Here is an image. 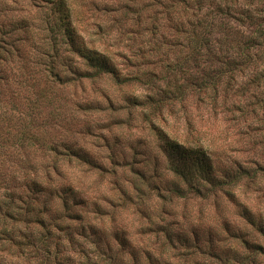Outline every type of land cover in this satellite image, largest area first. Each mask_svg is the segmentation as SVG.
I'll use <instances>...</instances> for the list:
<instances>
[{"label": "rangeland", "instance_id": "1", "mask_svg": "<svg viewBox=\"0 0 264 264\" xmlns=\"http://www.w3.org/2000/svg\"><path fill=\"white\" fill-rule=\"evenodd\" d=\"M68 2L86 46L109 56L122 77L137 79H81L74 70H86L84 61L50 29L54 12L46 0H0V63L31 85L8 102L13 121L5 138L14 133V144L21 120L34 124L12 159L22 176L38 174L76 198L66 197L67 217L51 242L57 259L49 264H264V41L217 90L189 87L187 74L169 67L185 59L183 48L171 46L180 36L161 14L169 1ZM232 12L240 44L264 30V0H235ZM248 15L257 24L243 25ZM233 54L239 58L238 50ZM149 96L161 105L129 101ZM156 130L204 146L223 170L248 173L208 197L175 193L185 185L169 170ZM49 199L45 194L41 203ZM63 209L53 200L47 220ZM14 252L0 245L3 264H40Z\"/></svg>", "mask_w": 264, "mask_h": 264}, {"label": "trees", "instance_id": "2", "mask_svg": "<svg viewBox=\"0 0 264 264\" xmlns=\"http://www.w3.org/2000/svg\"><path fill=\"white\" fill-rule=\"evenodd\" d=\"M155 1L161 4V0ZM167 1L169 4H163L161 14L166 17V22L173 24L171 29L175 36H180L172 41L171 46L178 48L179 51L183 48L185 55L182 64L180 61L169 67H173L172 73L180 71L187 74L189 87L200 83L203 88L217 90L224 77L240 71L244 65L252 62L250 49L262 45V40L264 41V30L260 27L254 31L253 36L247 37V40L240 44L235 27L229 22V17L233 15L232 6L235 0H226L229 3L225 8L215 5V0ZM46 2L54 12V17L49 24L50 29L53 33L62 34L67 39L66 45L69 51L81 58L86 66V70H74V74L81 79H94L106 75L112 77L119 85L137 79V77H122L109 56L86 46L74 26V13L68 0H46ZM246 19L243 25L257 24L253 16L248 15ZM162 44H168V42L163 41ZM237 50L239 58H232ZM185 66L188 68L186 69ZM54 70L55 68L50 67L51 76ZM14 79L16 78L12 77V71L0 63V243H2L0 245L11 246L15 251L13 256L20 261L21 259L40 260V264H49L52 259H57L52 252L51 242L57 237L54 231H61L60 221L67 217L69 208L66 197L71 195L73 199L76 198L66 188L47 186L38 174L22 176L23 168L20 162L12 159L13 150L25 148L24 144L29 140L30 126L34 125L31 120L28 123L21 120V126L18 127L21 136H18V142L12 144L17 136L11 132L8 138H5L6 132L3 129L8 128L5 124L10 120L13 121L12 116H9L12 110L6 108L8 102L15 96L29 91L25 88L31 87L27 81ZM32 87L34 90L38 88L34 93L42 92L36 84H32ZM129 101L136 107L146 103L159 106L162 103L156 104V98L153 96L147 97L145 101L138 98H130ZM156 135L161 143L169 170L185 185L184 190L178 187L173 188L175 193L185 192L186 195L196 196L204 194L208 197L211 193L224 189L225 185H232L242 179V175L248 173L223 170L216 164L217 161L212 153L202 145H185L161 130H156ZM78 155L85 162L89 161L87 156ZM7 164H10L12 169L7 168ZM18 169L20 176L14 175ZM3 170H11L12 174L3 176L1 173ZM45 194H48L50 199L41 203V198ZM62 194L65 196L63 197ZM57 199H60L66 213L59 217L60 210H58L57 216L47 220L46 214L51 211L53 200ZM41 205L44 207L41 208ZM244 215L251 224L256 223L249 212L245 211ZM261 231L264 233L263 228ZM0 263L3 264L1 258Z\"/></svg>", "mask_w": 264, "mask_h": 264}]
</instances>
